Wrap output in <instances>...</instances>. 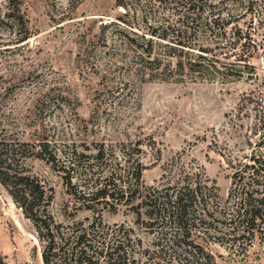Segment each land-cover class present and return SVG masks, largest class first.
Segmentation results:
<instances>
[{"label": "rangeland", "instance_id": "obj_1", "mask_svg": "<svg viewBox=\"0 0 264 264\" xmlns=\"http://www.w3.org/2000/svg\"><path fill=\"white\" fill-rule=\"evenodd\" d=\"M252 1L253 18L237 24L256 44L244 49L252 78L241 68V78L226 81L140 82L116 60L125 56L111 54L124 53L105 25L121 10L116 0H0V172L39 179L52 194L50 213L64 223L92 216L75 210L66 179L78 184L108 175L115 162L126 164V153L141 162L146 185H160L168 170L185 167L224 199L230 170L212 141L226 136L243 97L264 94V0ZM222 60L244 63L234 56ZM99 149L101 166L94 158ZM85 155L94 163L90 170L80 166ZM102 219L132 227L143 248L156 247V235L123 207L103 211ZM206 246L218 264H232L223 246ZM41 247L0 183V254L6 264H42ZM244 258V264H264V249L255 243Z\"/></svg>", "mask_w": 264, "mask_h": 264}, {"label": "trees", "instance_id": "obj_2", "mask_svg": "<svg viewBox=\"0 0 264 264\" xmlns=\"http://www.w3.org/2000/svg\"><path fill=\"white\" fill-rule=\"evenodd\" d=\"M116 5L120 12L105 25L124 53L111 54L125 56L115 59L135 80L226 81L241 78V68L252 78L244 49L256 44L237 25L247 15L253 18L252 0H116ZM16 10L10 7L9 14L16 16ZM232 56L243 66L222 60ZM227 124L226 136L212 141L230 170L224 199L185 167L168 170L160 185H146L141 162L129 153L126 164L115 162L108 175L78 184L66 179L74 188L69 195L75 210L92 213L67 223L50 213L52 194L35 176L0 172V183L34 227L42 264H218L206 244L223 246L232 264H244L251 246L264 249V94L243 97ZM101 155L100 149L94 155L97 166ZM85 157L80 166L90 170L94 163ZM118 206L156 235L155 248H143L132 227L102 219L103 211ZM0 264H6L1 254Z\"/></svg>", "mask_w": 264, "mask_h": 264}]
</instances>
